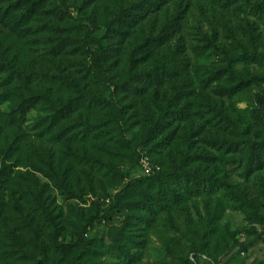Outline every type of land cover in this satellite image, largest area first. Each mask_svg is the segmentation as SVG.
<instances>
[{"label": "rangeland", "instance_id": "374dc122", "mask_svg": "<svg viewBox=\"0 0 264 264\" xmlns=\"http://www.w3.org/2000/svg\"><path fill=\"white\" fill-rule=\"evenodd\" d=\"M65 2L0 0V51L41 73L29 88L1 74L0 264H264V132L254 123L264 116V0ZM90 36L109 48L99 74ZM221 48L260 61H230ZM131 71L156 83L142 94L119 88ZM73 84L100 100L61 112ZM172 97L190 119L174 123L169 143L164 116L167 128L145 144ZM184 158L214 192H184L173 175ZM154 173L181 197L168 193L152 212L137 203ZM84 226L89 250L58 261L55 242L76 241Z\"/></svg>", "mask_w": 264, "mask_h": 264}, {"label": "trees", "instance_id": "16d2710c", "mask_svg": "<svg viewBox=\"0 0 264 264\" xmlns=\"http://www.w3.org/2000/svg\"><path fill=\"white\" fill-rule=\"evenodd\" d=\"M62 3L66 6L65 0H62ZM263 8V6H260ZM93 24V30H97V24L95 21H92ZM168 28L175 29V24L166 26ZM170 35V34H169ZM90 39L92 41H95L99 43V50L97 52H93V67L94 72L99 74L102 69V63L105 58L109 55V48H104L101 44L102 40L101 38H95L90 36ZM220 51L225 54V56L228 58V60L233 59H242L246 61H260L261 55L256 51H247L246 49H242L241 52H239L237 55L229 57L228 52L224 50L223 48L220 49ZM135 54V52H134ZM132 54L131 62L134 63V61L137 59L135 55ZM3 71H9V75L7 77V80H17L21 86L24 88H29L31 84L41 77V73L38 72H24L17 69L16 65L12 60H9L3 56V53L0 51V79L1 74ZM230 74L234 77H240L238 73L231 70ZM156 73L150 72V73H141V72H134L131 71L129 77L120 85L119 88L126 89L128 91H131L134 94H142L146 89H148L150 86H152L154 83H156ZM251 83L250 79H239L238 86H248ZM75 91H78V95L74 98H71L68 100L61 108L60 111L63 113H69L72 111L78 104L80 100L87 99L89 101H98L100 100L98 97L91 95L90 93L79 90V88L76 85H72ZM264 94V92H262ZM29 100H26L22 102L15 110L14 113L21 114V111L28 108L30 106ZM104 101V100H101ZM175 104V97L170 98L166 103V110L164 113H162L159 118L152 122L147 133L142 138V141L145 144L150 143L157 134H159L163 129L167 128V123L165 121L164 116L167 115L168 118H170L169 123L170 125L174 126V123L177 122V126L181 124L183 121H187L190 119V111L187 109V107L184 105L181 108L174 109L173 106ZM223 118H226L225 116H222ZM254 123L256 127V131L258 133L264 132V116L261 112V110H258V113L254 116ZM176 126H174L166 135V139L169 140V143H171L175 137H176ZM191 158L194 157L191 156V154H188ZM187 159H183L180 162L179 167L174 171L173 175L176 176L178 180H183L185 182L184 184V192L188 194H200L204 191H211L214 192L216 188H214V182L208 181L203 174L200 173L198 169H185L187 166ZM7 166L6 164L2 167V170H0V182H3L5 178L4 176H7ZM142 181L145 182V189L142 192L143 195V201L138 202L137 204L140 205V208L146 209L147 211H156L157 207H162V201L167 199L168 193L173 194L176 199L181 197V194L177 192V189L172 186V183L169 182L166 179V176L161 173H154L152 175L145 176L142 178ZM132 187V183L129 182L126 187L122 190L124 192L126 189ZM180 199V198H179ZM3 205V201L0 200V208ZM2 209V208H1ZM0 209V210H1ZM88 227L84 226L77 232V238L76 241L66 242V243H57L55 242V246L59 252V259L58 261L63 262L66 258V256L75 250H79L82 253L84 251L89 250V247L92 243V240L88 238ZM121 253L124 255L126 259H130V256L128 253H126L123 249L121 250ZM66 264V263H64ZM69 264H80L78 262V258H74L71 263Z\"/></svg>", "mask_w": 264, "mask_h": 264}]
</instances>
